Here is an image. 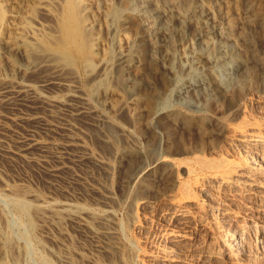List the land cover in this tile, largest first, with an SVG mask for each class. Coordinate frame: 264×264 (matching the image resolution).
<instances>
[{
  "label": "rangeland",
  "instance_id": "1",
  "mask_svg": "<svg viewBox=\"0 0 264 264\" xmlns=\"http://www.w3.org/2000/svg\"><path fill=\"white\" fill-rule=\"evenodd\" d=\"M248 1L253 3L252 15L248 13ZM165 2L177 14L216 13L215 19L211 16L213 23H206L209 28L221 24L240 49V62L237 66L217 64L206 41L196 45L195 50L204 53L210 63L201 68L205 84L189 91L183 88L193 78L188 71L191 66L172 50L169 62L174 75H161L155 60L147 63L148 73L152 71L147 76L156 82V90H146L138 105L129 107L124 103L125 92L132 89L124 88L123 92L117 86L114 62L130 38L122 32L121 24L127 3L131 11L141 17L144 13L147 20L151 6L146 0H0V89L5 88L0 92L8 90L0 98V261L170 264L161 257L150 263L146 255L159 256L154 249L159 243H166L181 255L215 240L213 227L203 223L204 218L198 221L199 215L178 219L162 214L171 207L164 192L174 190L172 181L189 184L192 194L199 191L185 169L187 164L206 167L226 158L239 159L237 149L227 143L235 127L253 121L262 124L258 126L264 131V22L260 26L252 20L245 24L247 13L252 19L264 17V0ZM66 17L75 22L73 30L77 32L76 44L71 46L65 45L61 33V21ZM89 34L100 41L99 52L91 57L81 50L90 40ZM3 40H21L22 52L14 59L23 66L27 82L23 85H31L28 88L6 84L10 64L3 55ZM212 40L220 42L219 35L213 34ZM183 49L189 53L187 44ZM248 71L253 74L252 82L240 88L239 82ZM48 78L59 80V84L43 88ZM5 85L10 87L6 89ZM158 92L165 93V102L156 101ZM6 98L10 100L6 102ZM171 111L175 113L172 117ZM99 116L106 119L104 125L96 124ZM124 147L127 152L118 154ZM159 156L183 160L174 177H164V182L151 181L166 167L155 166ZM200 172L206 176L212 173L206 169ZM174 191L172 199H180L181 191ZM199 192L200 201L218 207L214 194L208 197ZM145 195L151 200L148 206L139 204ZM193 201L188 206L195 212L198 207ZM257 203L250 198L245 204L232 206L233 217L219 210L216 213L226 227L235 229L261 220L257 209L252 208ZM171 230L186 236L180 243L165 238ZM239 257L234 263L215 259L213 264H264L260 255V260L252 259L255 256L251 251L241 260Z\"/></svg>",
  "mask_w": 264,
  "mask_h": 264
},
{
  "label": "bare ground",
  "instance_id": "2",
  "mask_svg": "<svg viewBox=\"0 0 264 264\" xmlns=\"http://www.w3.org/2000/svg\"><path fill=\"white\" fill-rule=\"evenodd\" d=\"M146 2H148L151 6V12L147 16V20L143 18L144 13H143V16L141 17V14L131 11L130 5L128 3L126 5V11L124 13L125 15L122 13L124 15V17L122 16L123 19H121L122 20L121 24L124 27V30H122V32L124 31V33L128 34L130 38L127 40L125 47L119 51L118 55H116L117 56L116 61L114 62L115 63L114 67H116V72H114L113 74L115 73L117 74V82H118L117 86H121L123 92H125L127 88L132 89V91L129 93L125 92L126 94L125 101H124L125 106L130 107L135 104L138 105L137 102L139 98L143 95V93L146 90H154V89L156 90V87H157L156 82L154 83L149 78L151 76L149 77L147 76V74L152 72L150 71L148 73V68H146L147 63H151L153 60H155L158 65V68L156 70H158L160 74L162 73L161 75L168 74L171 76V74L174 73L173 71L174 68H172L169 62L170 58H172V53H173L172 50L178 53V57H180V59H186V61L191 66L188 71L193 76V78L192 80H189V81L186 79L187 81L184 84V88H183L184 90L190 91L191 89H195L198 87L200 88L201 86H203V84H205L204 81L206 80L202 78L204 76L202 74L201 68H203L205 64L210 63L209 61L210 59L208 60L206 58V55H204V53L202 54L195 50L196 45L201 44L202 42L204 43V41H206L205 43L207 44L208 48L212 51L213 59H214L213 61H215L217 64H220V65L223 64V66L224 65L237 66L239 64L240 53H241L240 49L235 45V43L233 42L231 37L228 35V33L221 27V24L214 23L215 26H213V28H211L212 26H210L209 28L208 24L206 23V20L208 21L211 20L213 23V19L211 18V16H213L214 14L216 15V13L212 12L213 15H211L210 12H208V14L206 13L200 16L198 14L197 15L191 14L192 12L191 13H181L180 12L179 14H177L170 7L167 6L165 0H146ZM246 6L248 10L250 9L248 13H251L252 15V12L250 11H251V8L253 7V3L248 1ZM84 7L87 8V6H84ZM124 8L125 7H123V9ZM245 11L243 14H245ZM248 13L247 15L249 16L246 15L247 20L245 22L248 21V23H245L246 25L249 24L251 20L254 21L256 24H259V26L260 24L261 25L263 24L264 22L263 16L258 15L252 19V18H249L250 14ZM243 17H245V15ZM222 19L224 18H221V20ZM243 22H244V19H243ZM74 25H75V22L72 19L67 18V17L66 19L64 20L62 19L61 21V31H62L61 33H63L65 45L71 46V45L76 44V39H77L76 33L77 32L75 33L73 30ZM249 26L250 25L246 27H249ZM248 29H250V27ZM213 34L219 35L220 42H218L219 40L218 41L215 40L216 42L212 40ZM91 38H93L92 35H91ZM91 38L89 37L90 40L85 41V43L82 44V47H81V50L84 51L87 57L94 56L96 53L99 52L97 48L99 38H96V37H94L93 39ZM205 38L207 39L204 40ZM5 41H4V47H3V55L5 56L6 60L9 62L8 64H10V69H9L10 71L8 73V76L6 77V75H4V77L8 79L5 82H7L6 84H9V85H13V83H15L17 85H22L28 88V86H31V85H23V82L27 83L24 81V78H23L25 75L23 73L24 71L23 66H21L14 59L15 58L14 56L16 54L18 53L21 54L23 44L20 43L21 40L12 41V42L7 41V40ZM185 44L189 46V53H187L183 49ZM254 46L255 45H253V47ZM149 66L151 65L149 64ZM152 70L156 71L154 70V68ZM214 72L215 70L212 69V73ZM249 72L250 71L246 72V75L243 77V79L241 78L239 82L240 88H243L244 85H247V82H250L252 80L253 74L252 72L251 73ZM194 78L196 80H198L199 78L201 79H199L198 82L196 83L195 81H193L195 80ZM58 81L56 82V80L48 78L46 81H44V84H42L44 86L43 88L48 87L52 84H56V83L59 84ZM5 86H6V89L10 87L8 85H5ZM68 86L71 87L70 84H68ZM65 87H67L66 84H65ZM32 88H29V89H32ZM124 88L126 89L125 91H124ZM1 89H5L4 86ZM25 89H24V92H25ZM12 91H15V90H12ZM28 91L30 92V90ZM182 91L183 90L181 89L180 92ZM35 92L33 91V93ZM5 93L8 94V90H6V92H0V98L2 97V95H5ZM22 94L20 95L22 96ZM154 97L157 99L156 101L159 103L161 101L165 102V99H166V95L163 92L156 93ZM8 100H10V98H8ZM8 100L6 102H8ZM105 101L106 100H103L104 103ZM170 115L172 117L175 115V113L172 112V114L170 113ZM105 122H106V119L101 116L96 118V124L98 126L104 125ZM248 123H249L248 125L245 124L246 126H241L237 129L235 127V130L232 131L233 133H231L230 138L228 136L229 142L227 143L230 145V148L237 149V151L239 152V157H240L239 159L233 158V159L228 160L226 158L222 160V162L220 163L218 162V164L205 165L206 167H203L202 164L200 165L199 163L198 165L195 164L196 166L192 164L185 165L186 166L185 169H187L191 178L195 179L193 183L195 188L199 190L200 192L202 191L203 193H205V195L208 197L214 194L217 198L218 207L210 203L204 204V201L202 200L200 201L198 195L196 194V192H199V191H196L195 189L196 192H194L195 194L193 193L195 196H193L192 190L190 191L189 189L190 187L187 188L189 184L187 186L186 185L184 186L182 182H179L178 184L177 181H172L173 183L171 186V189H174L176 191L179 189L181 191L180 195L182 196L180 197V199L178 198L177 200L172 199L173 198L172 192L174 193L175 192L174 190L170 191L171 195L169 192H164L165 197H167V200L170 201L171 207L169 209L167 208L164 211H162L163 212V213L161 212L162 214L170 215L171 217L178 218V219L185 218L192 214L196 216L199 215L200 217H198V221L203 222L202 218H204L206 221L204 220L203 223L207 222L213 227L214 232L216 234L215 240L212 242L211 245L209 244L208 246H205L203 248L201 247L199 248V250H197L198 249L197 248L194 251L193 250L191 251L188 249V252L185 251L181 255L176 254V252L173 249H171L172 247L168 248L166 246V243L164 245L158 242L159 244H156L154 246V249L156 251L155 250L153 251L157 252L159 256H155L154 254L149 253L148 255H146L147 256L146 261L151 263V262L156 261L158 257H161L162 259L167 260V262H169L170 264H213V260L215 259L233 262L237 256L239 257L240 255L241 256L246 255L250 253V251L255 256V257H252V259L255 258L254 260L256 261L260 260L259 259L260 257L258 258L259 255L264 259V169H262L261 166L259 165V162H257L258 159L261 160L260 162H264V131L262 127H260L262 124H260L259 122L258 123L260 124V126H258L259 124L258 125L256 124L257 122L252 121L251 123L250 122ZM109 132L111 133V135L113 134L110 131V129H109ZM24 145H28L29 147L32 146L30 143H24ZM127 150L128 149L126 148L118 149V154H124L127 152ZM187 151H190V150H187ZM193 157H195V155ZM154 161H155L154 162L155 166L165 165L166 167L165 169L161 171L160 170L157 171L155 174L153 173L154 175L151 177V181L153 180L156 181L159 179L163 181L164 177L165 178L170 177L172 179L174 177V173L176 172V170H178V168H181V164L183 162V160H177L175 158H172V157L169 158L167 156L166 157L159 156ZM205 169L212 173H210L209 176H206L204 175V172L203 173L200 172L201 170H205ZM145 179H148V178L145 177ZM169 182L171 184L170 180ZM167 184H168V181H167ZM246 191H249V194H248L249 196L246 194ZM162 195H163V198H165L164 194ZM205 195L204 197H206ZM175 196H178V194ZM250 198L252 200L258 201V203L256 205H253L252 208L257 209V211L260 214L261 220L260 221L254 220V223L250 222V224H248L247 226H243L242 224L241 226H239V228H235V229L226 227L221 220L222 217L220 219L217 216L216 212L219 210V211H222L221 213H224L227 216L233 217L235 216V214L230 211L231 207L238 203L245 204V202L250 201ZM205 199L208 201L207 198ZM209 199L211 200V198ZM192 200H195L192 202V204H196L198 207V210L196 209L197 212L192 211L190 208L191 206H188V204L191 203L190 201ZM139 204L144 205V206L146 205L148 206L149 204H151V200L149 196L148 195L143 196ZM219 208H221V210ZM224 219L225 218H223V221ZM168 234L167 236L166 235L164 236L161 233V237L162 236H164L165 238L169 237L171 238V240L177 243H180V241H182L186 236L183 233L182 234L175 233V232L170 233V231ZM241 256L239 257V259L242 258ZM249 256L250 255H248V257ZM237 258L235 260H238ZM234 262H237V261H234ZM0 263L6 264L7 262L5 259H2Z\"/></svg>",
  "mask_w": 264,
  "mask_h": 264
}]
</instances>
